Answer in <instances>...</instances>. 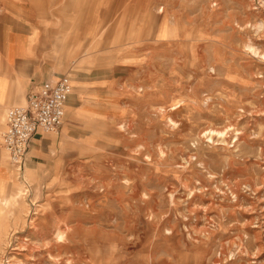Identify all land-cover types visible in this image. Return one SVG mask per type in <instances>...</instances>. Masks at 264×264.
<instances>
[{
    "label": "rangeland",
    "instance_id": "rangeland-1",
    "mask_svg": "<svg viewBox=\"0 0 264 264\" xmlns=\"http://www.w3.org/2000/svg\"><path fill=\"white\" fill-rule=\"evenodd\" d=\"M110 9L88 31L110 25L108 48L83 25L63 74H108L111 101L77 152L0 200V264H264V0Z\"/></svg>",
    "mask_w": 264,
    "mask_h": 264
},
{
    "label": "crops",
    "instance_id": "crops-1",
    "mask_svg": "<svg viewBox=\"0 0 264 264\" xmlns=\"http://www.w3.org/2000/svg\"><path fill=\"white\" fill-rule=\"evenodd\" d=\"M4 5L5 10L0 15V131L6 125V110L24 105L31 90L63 75L71 77L73 89L66 101L62 127L57 132H37L20 175L2 158L0 150V200L12 193L18 179L24 178L27 183L26 175L44 180L56 164L68 160L79 150L82 141L92 138L102 120V116L97 119L93 116L104 113L105 101H111L107 86L115 85V79L106 73L91 75L77 70L63 74L67 72L63 69L65 65H74L80 58L83 25L87 26L88 50H92V44L100 39L102 44L93 50L108 48L109 37L103 39L102 35L110 31V25L99 36L92 37L88 31L96 28L94 13L99 14L104 26L114 22V16L110 15L112 0H44L38 4L29 0H11L5 1ZM50 48L57 49V66L63 67L55 68L50 63ZM97 59L101 60V57ZM2 146L0 140V149Z\"/></svg>",
    "mask_w": 264,
    "mask_h": 264
},
{
    "label": "built area",
    "instance_id": "built-area-1",
    "mask_svg": "<svg viewBox=\"0 0 264 264\" xmlns=\"http://www.w3.org/2000/svg\"><path fill=\"white\" fill-rule=\"evenodd\" d=\"M72 89L71 77L63 75L31 90L24 105L7 109L2 144L9 153L11 163L21 171L26 166L31 142L37 132H57L62 127L66 101Z\"/></svg>",
    "mask_w": 264,
    "mask_h": 264
},
{
    "label": "bare ground",
    "instance_id": "bare-ground-1",
    "mask_svg": "<svg viewBox=\"0 0 264 264\" xmlns=\"http://www.w3.org/2000/svg\"><path fill=\"white\" fill-rule=\"evenodd\" d=\"M5 127H6V125H5ZM11 162V161H10ZM12 164V163H11ZM13 165V166H12ZM11 166L13 167V168H15L16 169V171H17V173H18V175H20V169L18 168V167H16L14 164H12ZM19 178V177H18ZM24 187H22V189L19 191V196H22V195H24L25 194V192H24V189H23ZM17 198V197H15V196H12V198ZM10 198V197H9ZM10 201V200H9ZM13 201V200H12ZM23 201V200H22ZM5 202V201H4ZM8 202V201H7ZM4 204V203H3ZM60 234V233H59Z\"/></svg>",
    "mask_w": 264,
    "mask_h": 264
}]
</instances>
